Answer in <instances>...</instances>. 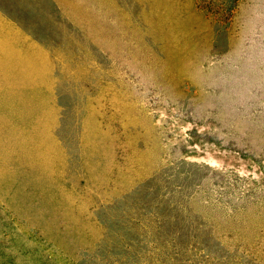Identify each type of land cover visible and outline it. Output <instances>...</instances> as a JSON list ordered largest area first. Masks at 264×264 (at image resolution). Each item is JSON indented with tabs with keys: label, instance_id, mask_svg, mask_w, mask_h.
I'll list each match as a JSON object with an SVG mask.
<instances>
[{
	"label": "rangeland",
	"instance_id": "rangeland-1",
	"mask_svg": "<svg viewBox=\"0 0 264 264\" xmlns=\"http://www.w3.org/2000/svg\"><path fill=\"white\" fill-rule=\"evenodd\" d=\"M0 9L44 59L42 116L0 84V264H264V0Z\"/></svg>",
	"mask_w": 264,
	"mask_h": 264
},
{
	"label": "crops",
	"instance_id": "crops-1",
	"mask_svg": "<svg viewBox=\"0 0 264 264\" xmlns=\"http://www.w3.org/2000/svg\"><path fill=\"white\" fill-rule=\"evenodd\" d=\"M4 52L5 81L0 84L5 85L2 87L5 101L13 100L12 109L18 103L16 114H23L21 110L24 108L29 115L38 116L41 112L42 116L43 55L35 41L23 29L13 25L0 9V59L4 58Z\"/></svg>",
	"mask_w": 264,
	"mask_h": 264
}]
</instances>
